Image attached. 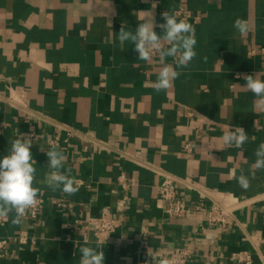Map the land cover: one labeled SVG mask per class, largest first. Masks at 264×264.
Returning a JSON list of instances; mask_svg holds the SVG:
<instances>
[{
	"label": "crops",
	"instance_id": "1",
	"mask_svg": "<svg viewBox=\"0 0 264 264\" xmlns=\"http://www.w3.org/2000/svg\"><path fill=\"white\" fill-rule=\"evenodd\" d=\"M149 10L157 25L165 11L190 23L197 41L190 67L160 92L153 87L158 56L138 61L134 44L117 38ZM237 18L252 25L243 38L233 35ZM257 73L264 78V0H0V159L12 140L33 133V186L46 199L39 222L0 217L7 241L0 264H80L86 244L103 249L104 264L158 262L177 249L190 251L188 264H242L231 258L240 252L264 264V170L254 167L264 106L237 79ZM237 126L247 142L224 147L221 137ZM62 129L79 136L58 147L79 188L74 195L44 183L45 152L57 133L67 138ZM121 173L128 190L118 183ZM166 174L187 201L206 189L209 200L233 207V224L209 223L206 213L170 217L157 196ZM55 199L73 208L56 207ZM104 208L121 225L98 244L85 239V225ZM24 235L37 244L22 242Z\"/></svg>",
	"mask_w": 264,
	"mask_h": 264
},
{
	"label": "clouds",
	"instance_id": "2",
	"mask_svg": "<svg viewBox=\"0 0 264 264\" xmlns=\"http://www.w3.org/2000/svg\"><path fill=\"white\" fill-rule=\"evenodd\" d=\"M139 13L136 29L125 30L122 26L117 38L121 44L125 42L134 44L138 61L151 64L153 56H158L157 80L153 87L156 92L167 90L172 87L181 71L190 67L191 61L197 55L194 29L190 23L178 19L176 15L168 11L161 14L164 22L158 25L152 11ZM156 27L162 30L161 33L158 34L155 31ZM251 27L248 20L237 18L233 23L234 37H245ZM168 58H172L173 62L168 63ZM240 78H243L246 83L238 86L251 92L257 98L258 106H264V78H261V73L247 74L243 77L237 74V79ZM247 140L246 131L239 126L225 132L221 137L224 147L239 148ZM31 147V139L20 135L11 141L8 154L0 159V217H8L9 214L14 213L11 222L15 225L22 223L26 211L36 204L40 191L33 186L36 161L33 159ZM45 154L48 157L47 168L50 170L44 176L47 187L53 191L60 189L68 195L78 192L79 188L75 180L64 170L66 158L63 152L56 147H48ZM255 156V169L264 170V143L259 145ZM238 183L245 190L250 186L249 179L244 175L238 177ZM80 253V264H104V251L95 245L81 246ZM145 264H172V262L167 258H161L155 262L152 258Z\"/></svg>",
	"mask_w": 264,
	"mask_h": 264
},
{
	"label": "built area",
	"instance_id": "3",
	"mask_svg": "<svg viewBox=\"0 0 264 264\" xmlns=\"http://www.w3.org/2000/svg\"><path fill=\"white\" fill-rule=\"evenodd\" d=\"M185 12V8L181 7L179 9L178 15L181 16ZM156 56V55H154ZM4 103V100L0 96V105ZM67 134V138L63 139L60 133H57L49 141L50 147H61L69 143L70 138H79L77 133L71 129H62ZM24 137L35 139L33 133H26ZM86 139V138H85ZM85 139H83L85 141ZM118 183L123 190H128L131 187V182L126 175V173H121L118 177ZM196 195L198 196L197 202H190L183 199L177 190V179L171 175H163V181L157 187V196L162 201L165 212L175 219H184L188 215L202 214L206 213L207 221L212 224H218L221 226L229 227L234 222V212L233 207L223 205L220 202L209 200L210 195L206 189L196 190ZM128 198H122L116 207L117 213L124 211L125 203ZM46 204V199L43 196H38L36 204L26 211L23 218L29 219L35 222H39V217L41 211L44 209ZM53 205L59 208L72 209L73 205L66 201L65 199H55L53 200ZM120 220L115 217L109 208H104L100 214L91 219L87 225H85V239L89 238V235L95 242L102 244L104 241L110 239L120 227ZM204 231V227H201ZM22 242H30L31 245L37 244L36 238L28 239L25 235L21 237ZM7 241L5 239H0V259L4 256L3 249L6 247ZM190 257L189 250L177 249L172 253L164 255L163 258L169 259L172 264H188ZM232 260L237 261L242 264H251L252 259L249 253L240 252L232 255Z\"/></svg>",
	"mask_w": 264,
	"mask_h": 264
}]
</instances>
